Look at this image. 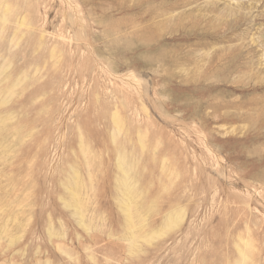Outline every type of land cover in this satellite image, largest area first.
Segmentation results:
<instances>
[{
  "label": "rangeland",
  "instance_id": "rangeland-1",
  "mask_svg": "<svg viewBox=\"0 0 264 264\" xmlns=\"http://www.w3.org/2000/svg\"><path fill=\"white\" fill-rule=\"evenodd\" d=\"M244 250L264 264V0H0V264Z\"/></svg>",
  "mask_w": 264,
  "mask_h": 264
},
{
  "label": "bare ground",
  "instance_id": "bare-ground-1",
  "mask_svg": "<svg viewBox=\"0 0 264 264\" xmlns=\"http://www.w3.org/2000/svg\"><path fill=\"white\" fill-rule=\"evenodd\" d=\"M245 247L247 248L248 247V244L245 245ZM247 255H246V251L244 250L242 253H241V257H240V260L238 262V264H246L247 262Z\"/></svg>",
  "mask_w": 264,
  "mask_h": 264
}]
</instances>
